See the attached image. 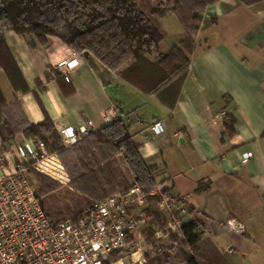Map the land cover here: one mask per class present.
I'll return each mask as SVG.
<instances>
[{"label":"crops","instance_id":"1","mask_svg":"<svg viewBox=\"0 0 264 264\" xmlns=\"http://www.w3.org/2000/svg\"><path fill=\"white\" fill-rule=\"evenodd\" d=\"M160 25L164 37L145 56L151 63L174 46L183 48L186 36L173 13L161 17ZM0 34L27 87L15 90L0 68L5 102L0 122L36 124L47 117L60 136L62 128H79L89 119L90 133L107 125L103 111L115 109L130 136L116 162L115 191L130 179L145 190L166 186L172 195L184 197L203 233L198 248H182L199 264H264V0H218L204 9L186 53L185 79L171 106L121 76L134 63L121 36L88 57L76 53L80 63L65 81L55 64L75 51L58 37L48 36L47 45H41L4 27ZM155 122L163 125L159 133L151 129ZM18 139L28 138L18 132L9 144ZM245 151L252 157L242 164ZM3 152L10 160L0 137ZM71 189L84 202L100 200ZM108 189L95 195H106ZM154 199L148 198V206ZM229 218L243 222L244 233L227 231L223 223ZM162 244L171 255L181 249L172 239ZM124 260L114 264H127ZM170 264L186 263L180 254Z\"/></svg>","mask_w":264,"mask_h":264},{"label":"trees","instance_id":"2","mask_svg":"<svg viewBox=\"0 0 264 264\" xmlns=\"http://www.w3.org/2000/svg\"><path fill=\"white\" fill-rule=\"evenodd\" d=\"M217 1L0 0V27L21 35L32 34L41 45H47L48 36H56L83 57L103 50L121 36L127 41L134 57V63L121 76L144 93L155 92L164 103L171 106L177 99L186 76L189 64L186 53L192 49L191 38L199 29L202 12ZM167 13L177 16L186 34L183 48L174 46L167 54L159 56L155 63H151L145 56L158 49L164 37L160 18ZM30 46L33 47L34 43H30ZM0 68L5 71L15 90L26 91L21 73L1 34ZM4 104L0 91V119ZM224 118L227 120L226 115ZM18 132L27 138L38 136L52 151H63L73 157L76 164L70 163L71 159L65 162L70 178L68 184L80 194L102 200L118 187L119 172L108 162V151L120 154L130 142L127 128L121 119L117 118L101 129L88 133L70 150L63 147L52 121L47 117L36 124L18 125L7 118L0 122L3 146L9 144ZM48 139H52V143L49 144ZM41 182L45 188V183ZM106 187L109 188L106 195H95L96 192H104ZM201 228L197 219L184 223L181 228L182 245L189 246L192 250L198 248L203 233ZM169 239L176 242L174 237ZM160 249L161 245L155 250H148L144 256L149 260H160L159 255L150 257L152 252ZM180 254L186 264H199L185 250H180Z\"/></svg>","mask_w":264,"mask_h":264},{"label":"built area","instance_id":"3","mask_svg":"<svg viewBox=\"0 0 264 264\" xmlns=\"http://www.w3.org/2000/svg\"><path fill=\"white\" fill-rule=\"evenodd\" d=\"M70 59H61L55 67L65 81L80 63L76 52ZM106 124L119 118L115 109L101 114ZM224 118L225 115L222 114ZM120 119V118H119ZM92 121L79 128L59 131L64 146L69 147L89 133ZM154 133L163 130L161 122L151 125ZM16 161L0 154V264H105L113 252L130 251L132 264H143V252L155 249L154 242H145V234L152 233L155 241L183 238L182 225L197 219L184 199L172 195L166 186L155 192L138 184L93 202L76 217L53 222L29 181L30 172L42 173L61 183H69L67 171L57 154L46 150L37 138L24 139L13 145ZM251 151L242 153L241 163L247 164ZM155 196V205L163 225L148 212V198ZM227 231L242 234L243 222L229 218L223 223ZM145 246V247H144ZM145 249V250H144ZM157 249V248H156Z\"/></svg>","mask_w":264,"mask_h":264},{"label":"rangeland","instance_id":"4","mask_svg":"<svg viewBox=\"0 0 264 264\" xmlns=\"http://www.w3.org/2000/svg\"><path fill=\"white\" fill-rule=\"evenodd\" d=\"M156 1V0H155ZM28 38L32 39L35 38L32 34H26ZM58 135V133H57ZM37 137L39 139H41L38 136H34ZM32 137V138H34ZM59 139L60 136L58 135ZM21 139L15 140L13 142V145L16 143V141H19ZM42 140V139H41ZM43 141V140H42ZM44 142V141H43ZM61 144L63 145L64 148H67L66 150H70L72 146L66 147L64 146L62 140L60 139ZM48 143H52V139H48ZM77 143V142H76ZM75 143V145H76ZM13 145L7 144L4 146V148L10 153H8L9 158H13L15 161V155L13 152ZM45 148L48 152L50 153H55L57 154L58 158L60 159V161L62 162V164L64 165L65 169L66 165L65 162L69 159H71V161H69L70 163L72 162L73 164H76V162H74V158L70 157V155H68V153H65L63 151L58 152V151H52V149L50 148V146H47L44 142ZM69 152V151H68ZM109 152V158H108V162H111L112 166H114V168H118V166L116 165V162H119V156L120 154H116L113 153L112 151H108ZM118 170V169H117ZM125 170V167H124ZM119 172V171H118ZM125 172V171H124ZM120 176V175H119ZM29 181L34 185L35 189H36V193L38 198L40 199L44 210L46 211V213L48 214V216L52 219V220H59V219H63L66 217H76L77 214H79L84 208L88 207L90 205V203L88 202H84V199L81 197V195L76 194L70 187L69 184H61L53 179H51L50 177H48L45 174L42 173H37V172H30V175L28 176ZM41 180V181H39ZM41 183H45V188L42 187ZM132 182L130 179H128L126 181V186L122 189V190H116L114 192L109 193L107 196H105L104 198L101 199H105L109 196H112L115 193L124 191L126 189H128L131 185ZM96 202V201H94ZM75 203L77 204L75 206ZM149 206H148V212L153 213L156 218H157V222L159 225H161V222L163 221V218H161V216L159 215L156 205H155V199L154 200H150ZM197 216V215H196ZM163 225V222H162ZM145 242H143V244L141 243V245H147V243L149 242H154L153 244L155 245V243L157 245H155L156 248H158V246L160 245L161 242L159 241H155L152 237V233L148 232L147 234H145ZM168 240V239H167ZM176 242H174L175 245H177L178 247H181V249H183L182 247L184 245H182L181 242V238H176L175 239ZM166 242H171V241H166ZM144 246V247H145ZM180 249V250H181ZM145 250V249H144ZM155 250V249H154ZM177 250V249H176ZM174 251L173 255H171L170 253H168V251L165 248V244L161 245V249L158 252H152L150 254V257L156 255V256H160L161 259L159 260V258H152L151 260L148 259V257L146 258L143 254V258H141L140 261H144L143 264H164V259H168V263L170 264L173 263L176 260V257L178 259V257H180V250L178 249V251ZM184 250V249H183ZM148 251V250H147ZM146 251V252H147ZM162 252V254L160 253ZM130 251H123V252H113L105 261V264H114L116 261H118L120 258H124L127 261V264H132L134 259H137L138 256L141 254V251H139V253H137V255H130ZM145 253V252H143ZM177 254V255H176ZM175 255V256H174ZM137 256V257H136ZM132 257H134V259H132ZM163 258V259H162ZM124 260V261H125ZM135 261V260H134Z\"/></svg>","mask_w":264,"mask_h":264}]
</instances>
